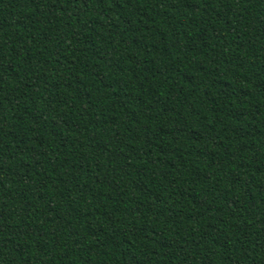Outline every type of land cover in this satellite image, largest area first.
Segmentation results:
<instances>
[{"label": "trees", "instance_id": "1", "mask_svg": "<svg viewBox=\"0 0 264 264\" xmlns=\"http://www.w3.org/2000/svg\"><path fill=\"white\" fill-rule=\"evenodd\" d=\"M0 264H264V0H0Z\"/></svg>", "mask_w": 264, "mask_h": 264}]
</instances>
